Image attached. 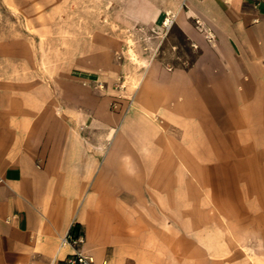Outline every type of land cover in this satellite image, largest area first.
<instances>
[{"label":"rangeland","instance_id":"374dc122","mask_svg":"<svg viewBox=\"0 0 264 264\" xmlns=\"http://www.w3.org/2000/svg\"><path fill=\"white\" fill-rule=\"evenodd\" d=\"M184 1L0 0V78L59 89L50 114L65 115L74 92L83 98L79 86L92 88L94 100L109 98L118 120L104 129L78 123L76 131L103 148L109 179L124 162L129 187L108 205L119 245L132 249L125 256L143 264H264V138L235 128L230 107L216 105L212 92L203 121L196 107L188 121L158 106L136 112L150 67L187 69L198 55L177 25ZM166 18L173 22L164 25Z\"/></svg>","mask_w":264,"mask_h":264},{"label":"crops","instance_id":"0c3cea01","mask_svg":"<svg viewBox=\"0 0 264 264\" xmlns=\"http://www.w3.org/2000/svg\"><path fill=\"white\" fill-rule=\"evenodd\" d=\"M177 25L198 55L187 69L150 67L136 112L158 106L188 121V108L196 107L203 121L206 92H212L216 105L230 107L235 128L264 138V0H185ZM77 89L86 94H70L65 115L50 114V106H60L59 89L55 94L44 82L0 78V264H64L74 248L62 238L75 224L84 237L78 247L96 264H143L125 256L132 249L119 245L110 228L115 215L108 203L122 201L129 187L124 162L120 178L109 179L103 148L76 131L78 123L107 128L119 116L110 114L109 98L94 100L92 88ZM101 134L105 139L108 133Z\"/></svg>","mask_w":264,"mask_h":264},{"label":"built area","instance_id":"2783aa9c","mask_svg":"<svg viewBox=\"0 0 264 264\" xmlns=\"http://www.w3.org/2000/svg\"><path fill=\"white\" fill-rule=\"evenodd\" d=\"M173 22L171 18H166L164 20V25H170ZM199 23V21L197 20ZM208 38L211 40L212 36L209 34ZM84 242L83 235L79 233H73L68 232L63 238H62V245H69L74 248V252L69 254L65 260L64 264H96L95 258L84 252L82 249H80L78 246ZM101 264H110L107 259L103 260Z\"/></svg>","mask_w":264,"mask_h":264},{"label":"trees","instance_id":"16d2710c","mask_svg":"<svg viewBox=\"0 0 264 264\" xmlns=\"http://www.w3.org/2000/svg\"><path fill=\"white\" fill-rule=\"evenodd\" d=\"M80 230V227H79V224H75L72 229H71V232L73 233H78Z\"/></svg>","mask_w":264,"mask_h":264}]
</instances>
